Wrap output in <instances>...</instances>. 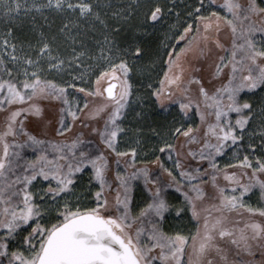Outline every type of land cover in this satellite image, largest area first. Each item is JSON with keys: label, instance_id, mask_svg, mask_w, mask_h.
Instances as JSON below:
<instances>
[{"label": "snow or ice", "instance_id": "1", "mask_svg": "<svg viewBox=\"0 0 264 264\" xmlns=\"http://www.w3.org/2000/svg\"><path fill=\"white\" fill-rule=\"evenodd\" d=\"M0 6L7 18L0 40V110L6 114L0 130V264H229L226 248L249 258L241 264H264V206L245 203L255 189L264 199V96L259 111L245 98L264 93V0H223L218 7L225 16L210 11L216 0H191L183 14L175 0H143L111 16L104 11L110 5L100 0ZM45 9L65 17L63 44L42 30L35 42L27 36L10 42L21 13ZM172 15L171 39L187 40V50L195 42L201 55L212 45L224 51L209 80L221 82L211 92L198 78L185 82L180 58L186 49L165 51L167 61L158 54L168 70L158 86L145 79V95L137 100L151 101L154 115L171 119L163 130L151 128L158 143L146 151L141 139H123L122 124L134 77L143 72L142 37ZM80 20L92 31L99 25L101 38L91 44L78 39L73 30ZM225 28L230 48L218 38ZM177 68L181 74H172ZM46 103L56 105L47 117ZM193 112L196 127L188 123ZM32 117L40 135L28 129ZM229 153L237 163L221 168L218 160ZM221 177L231 187L221 186ZM208 185L213 193L205 191ZM188 213L194 231H163L168 216Z\"/></svg>", "mask_w": 264, "mask_h": 264}, {"label": "rangeland", "instance_id": "2", "mask_svg": "<svg viewBox=\"0 0 264 264\" xmlns=\"http://www.w3.org/2000/svg\"><path fill=\"white\" fill-rule=\"evenodd\" d=\"M8 2L15 4L17 0H0V4ZM21 3H23V0H20ZM37 2H43V0H37ZM102 4H108L110 7L105 8L104 11L108 13L109 16H111V13L113 11H119L121 9H127L129 5L135 7L138 3H143V0H100ZM191 0H175V3L177 5L176 11H180L183 14L184 11V4L190 3ZM223 0H216V5L210 11H218L221 16L228 15L226 10H221L218 5L221 4ZM241 3H244L245 0H240ZM32 3V0H28V4L30 5ZM208 3V0H205V4ZM5 9H3L2 6H0V40L3 39V33L7 31V29L4 27L5 23H7V18L5 17ZM139 12L140 10H137V13L134 15L133 18L130 19L131 24L137 23L139 19ZM207 13H205L206 15ZM33 17L35 19L33 20ZM47 17V19H45ZM73 19H75L73 17ZM132 20V21H131ZM176 20V17L174 15L167 18V21L157 26L156 29L152 30L149 29L148 32L151 34L152 32H156L157 39L159 41V44L157 48H155V52L151 55L145 56L144 60L142 61V68L143 72L140 75H137L134 77V92L133 95L130 97V103L129 107L126 110V118L124 119V122L122 124V127L125 128L126 133L123 136V139L127 141L128 143H133L136 139H141L144 148L146 151L150 150L151 146L153 144L158 143L157 139L153 136L152 132L150 131L151 126L153 124L152 117H150L147 114V111L151 110L147 104H151V101L144 100L143 103L139 102L137 100V96L143 97L145 95L144 89L142 87V83L145 79L151 78L153 82H155L158 86L159 79L163 78V74L165 71H167V67L165 66V63L162 62L158 58V54L160 56H163L165 51H173L175 49V52L180 53V50L186 49L184 53L181 54L180 58V65L181 68L184 69L182 73V78L185 82H187L190 78L195 77L202 81L204 86L209 89L211 92L214 86H219L221 80H213L212 83H209V80H212V73L214 72V65L217 62L219 56L224 55V51L222 49L216 48L214 45L211 46V52L208 53V50L206 49L204 54L201 55L200 51L196 48L195 42L191 45V50H187V40L185 41H178L177 39H171V32H168V25L174 23ZM66 22L65 17L62 16L59 13H56L51 10L45 9L43 13L35 12L34 10L28 14L24 15L21 13L18 21L16 22V26L13 29V37H10V42H15V38H24L27 36L28 38L32 39V42H35V38L38 37V32L40 30L44 31L46 35L49 37L56 36L57 42L64 43L63 36L59 33V28L62 26V23ZM191 22V21H189ZM79 24L78 29L73 30V34H76L79 32L81 35L78 37V39H84L86 43L91 44L93 42V38L99 39L100 37V26L96 25V31H92V28L90 26L89 22L80 20L77 21ZM110 23H114V21H110ZM36 29V31H33V29ZM127 29V25L125 26ZM183 29L181 28L180 31ZM128 32V31H126ZM151 32V33H150ZM165 33H167L169 39L165 41ZM219 40L222 45H224L225 48H230L231 46V34L230 32L225 28L219 33ZM191 39V36L188 38ZM162 42H166L169 44V47L165 49L161 46ZM0 52H3V48L0 47ZM167 56H163V61H167ZM155 61V63H153ZM196 69H200L199 71H196ZM225 71H228L227 69ZM176 75H180V69H173V73ZM223 79V78H221ZM191 95L193 97H196L197 95V86L191 85ZM264 96V93H260L259 90H257L256 95L249 96L245 98H250L251 101L254 103V108L256 111H259V108L262 104L261 97ZM78 98V97H77ZM69 99H72V96L69 97ZM43 107L45 108V116L51 115V110H54L56 107L55 104H44ZM147 110V111H146ZM152 111V110H151ZM175 110L173 109V112ZM143 112L145 114L144 119H138L137 113ZM0 113H2V110H0ZM161 119H164V124L159 125L160 129L163 130L164 125L167 123V120H170L171 117H167V120L164 116H159ZM188 123L191 124L193 127H196L199 125L200 121L198 116L193 112L190 113ZM154 125V124H153ZM28 129L36 135H40L42 132V128L40 126V122L38 118L32 117L30 118V122L28 123ZM187 126V125H186ZM139 134V135H138ZM49 135H51V132H49ZM144 136H147V139H145ZM183 138H181V141ZM149 142H152L149 144ZM122 149L124 145H121ZM195 147V146H194ZM231 153L228 155L220 158L218 160V163L221 168H223L227 164H236L237 161L230 158ZM150 160H154V156L148 157ZM162 159L166 160V164L168 167L172 166V161L167 160L166 157H162ZM206 166V165H205ZM114 167V166H113ZM230 171H237L239 172V169H231ZM138 185L140 182H136ZM219 183L221 186H227L231 187V185H228L226 181L222 179V177L219 180ZM141 189L139 186H137L136 191L139 192ZM170 192L174 193V189H169ZM206 192L213 193L214 190L212 189L211 185H208L205 188ZM178 195V194H177ZM137 200H139V197H137ZM245 203L247 205H251L252 207H261L264 206V199L261 198V194L258 189H255L252 193L249 194V196L246 198ZM90 206H94L90 205ZM142 206V205H141ZM195 230V222L191 221L190 219V213L184 215L181 219H175L174 215L168 216V218L163 223V231L168 235H174L175 232L179 231L182 234L187 235L189 231ZM226 252L228 255V261L229 264H241V260H247L249 259L246 255L241 254L239 258H237L235 249L226 248ZM187 259V256L184 258Z\"/></svg>", "mask_w": 264, "mask_h": 264}, {"label": "trees", "instance_id": "3", "mask_svg": "<svg viewBox=\"0 0 264 264\" xmlns=\"http://www.w3.org/2000/svg\"><path fill=\"white\" fill-rule=\"evenodd\" d=\"M132 21V20H131ZM153 30V29H152ZM151 33V32H150ZM125 35H131L130 32H125ZM157 33L154 31L151 34L145 35L143 36V40L145 42V45L147 47V55H151L152 53H154L155 48H157L159 41L156 37ZM166 66V65H165ZM147 106L152 110V105L151 104H147ZM147 111V114L152 117V121L153 124L151 126V128L156 127V128H160L159 125H163L164 124V119H161L158 115H154L153 114V110L152 111ZM5 119H6V114L2 111V113H0V130L3 129L4 127V123H5ZM151 131V129H150ZM145 139H147V136H144ZM152 142H149V144H151Z\"/></svg>", "mask_w": 264, "mask_h": 264}]
</instances>
